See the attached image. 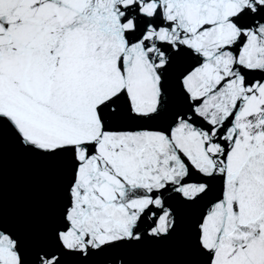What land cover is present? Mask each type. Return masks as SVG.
Returning <instances> with one entry per match:
<instances>
[{
  "label": "snow or ice",
  "instance_id": "obj_1",
  "mask_svg": "<svg viewBox=\"0 0 264 264\" xmlns=\"http://www.w3.org/2000/svg\"><path fill=\"white\" fill-rule=\"evenodd\" d=\"M0 264H264V0H0Z\"/></svg>",
  "mask_w": 264,
  "mask_h": 264
}]
</instances>
